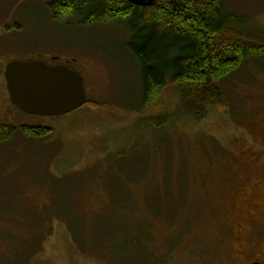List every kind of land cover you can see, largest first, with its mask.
I'll return each mask as SVG.
<instances>
[{
    "label": "rangeland",
    "instance_id": "374dc122",
    "mask_svg": "<svg viewBox=\"0 0 264 264\" xmlns=\"http://www.w3.org/2000/svg\"><path fill=\"white\" fill-rule=\"evenodd\" d=\"M53 1L0 0V123L53 130L0 144V264H116L128 239L139 245L134 234L161 264L264 260V232L243 234L253 252L236 256L227 223L246 211L259 219L264 204V58L222 82L228 108L201 122L177 119L174 87L138 113L128 32L59 24ZM228 6L264 28V0ZM50 55L82 74L90 104L59 118L25 115L10 103L4 69ZM166 114L169 126H152Z\"/></svg>",
    "mask_w": 264,
    "mask_h": 264
},
{
    "label": "trees",
    "instance_id": "16d2710c",
    "mask_svg": "<svg viewBox=\"0 0 264 264\" xmlns=\"http://www.w3.org/2000/svg\"><path fill=\"white\" fill-rule=\"evenodd\" d=\"M48 11L59 24L76 21L85 28L124 27L129 34L127 52L141 78L138 113L159 104L168 89L174 87L177 119L201 122L210 110L228 108L222 82L249 61L264 58V28L231 11L228 0H156L146 7L128 0H54L48 4ZM35 60L42 61H32ZM171 122L172 117L166 114L151 124L162 129ZM52 133L47 127L17 129L0 123V144L16 134L44 140ZM134 236L139 245L128 239L118 264L159 260L150 258L141 240ZM113 255L120 256L119 248H114Z\"/></svg>",
    "mask_w": 264,
    "mask_h": 264
},
{
    "label": "water",
    "instance_id": "95a60500",
    "mask_svg": "<svg viewBox=\"0 0 264 264\" xmlns=\"http://www.w3.org/2000/svg\"><path fill=\"white\" fill-rule=\"evenodd\" d=\"M128 1L146 7L156 0ZM4 78L11 105L28 116L64 117L89 103L85 79L67 66L15 60L6 65Z\"/></svg>",
    "mask_w": 264,
    "mask_h": 264
},
{
    "label": "flooded vegetation",
    "instance_id": "af4514ba",
    "mask_svg": "<svg viewBox=\"0 0 264 264\" xmlns=\"http://www.w3.org/2000/svg\"><path fill=\"white\" fill-rule=\"evenodd\" d=\"M40 60L46 62L51 66L63 65L69 67L70 69L76 70L71 62H62L60 57L55 55L45 56ZM261 209L262 211L260 212L259 219H255L250 211H246L242 214L244 216V219L236 217V215L233 213L229 215L227 223L229 231L232 235L233 246L236 249V256L239 255L242 257V255H249L252 254L251 252H253L254 245L250 244L247 247L248 242H244L242 240L243 234H246V241H252L253 237L257 236V233L253 231L264 232L259 227V224L262 222L261 220H264V204ZM241 257L239 259H241ZM245 264H264V260H252L251 262H245Z\"/></svg>",
    "mask_w": 264,
    "mask_h": 264
}]
</instances>
